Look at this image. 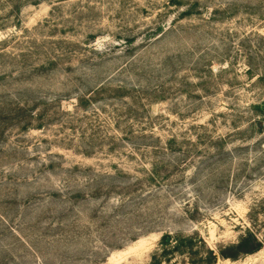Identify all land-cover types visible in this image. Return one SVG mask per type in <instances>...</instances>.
I'll list each match as a JSON object with an SVG mask.
<instances>
[{
    "label": "rangeland",
    "instance_id": "374dc122",
    "mask_svg": "<svg viewBox=\"0 0 264 264\" xmlns=\"http://www.w3.org/2000/svg\"><path fill=\"white\" fill-rule=\"evenodd\" d=\"M261 35L264 0H0V264H264L218 252L264 241Z\"/></svg>",
    "mask_w": 264,
    "mask_h": 264
},
{
    "label": "trees",
    "instance_id": "16d2710c",
    "mask_svg": "<svg viewBox=\"0 0 264 264\" xmlns=\"http://www.w3.org/2000/svg\"><path fill=\"white\" fill-rule=\"evenodd\" d=\"M260 39L264 41V36L261 35ZM252 70H253V67L249 65V68L247 69V71L252 73ZM252 75L254 76V73ZM257 77L260 80H264V73L258 74ZM167 236H168L167 234L163 236L164 241H166ZM263 245H264V241L260 239L253 230L247 229V231L240 236L237 243H234L228 247L226 246L224 248H220L218 252L221 257H224V258L229 257L232 259H236L241 255L251 254V253H254L260 250L263 247ZM177 246L179 245H174L171 249H176ZM171 249H163L162 252L167 253ZM210 253L212 254L214 258L216 257V254H214L212 249H210ZM166 260H169V259H166ZM159 262L160 261L158 257L156 256V254H154V261L152 262V264H159Z\"/></svg>",
    "mask_w": 264,
    "mask_h": 264
},
{
    "label": "bare ground",
    "instance_id": "6f19581e",
    "mask_svg": "<svg viewBox=\"0 0 264 264\" xmlns=\"http://www.w3.org/2000/svg\"><path fill=\"white\" fill-rule=\"evenodd\" d=\"M126 254V252H123V254L121 255V257L119 258H117V261H121V259H122V257L124 256ZM115 258H116V256H115Z\"/></svg>",
    "mask_w": 264,
    "mask_h": 264
}]
</instances>
